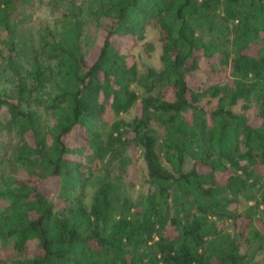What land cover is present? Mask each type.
Instances as JSON below:
<instances>
[{
	"label": "trees",
	"instance_id": "trees-1",
	"mask_svg": "<svg viewBox=\"0 0 264 264\" xmlns=\"http://www.w3.org/2000/svg\"><path fill=\"white\" fill-rule=\"evenodd\" d=\"M253 263L264 0H0V264Z\"/></svg>",
	"mask_w": 264,
	"mask_h": 264
},
{
	"label": "rangeland",
	"instance_id": "rangeland-1",
	"mask_svg": "<svg viewBox=\"0 0 264 264\" xmlns=\"http://www.w3.org/2000/svg\"><path fill=\"white\" fill-rule=\"evenodd\" d=\"M39 13H40V10L36 11V12L33 14V18H32L31 21L29 22L30 25H29L28 27H30V29H31V33H33V34H35V26H34V24H36V23H35V21H37V18H36V17L39 15ZM149 35H150L151 38H153L154 31H149ZM30 40H31V38H30ZM135 51L138 53L139 48L137 47ZM158 56H159V47L156 46L155 50H154L153 52H151L149 55L146 54V53L144 52V53H142L141 56L139 55L138 57H139V62L143 63V65H144V64H145V65H146V64H151V65H155V66H156V65L158 64ZM140 67H141V69H142L141 64H140ZM134 112H135V110L132 109L130 112L124 114L123 117H125V118H129V117H131V115H132ZM89 191H90V188L88 189V192H89ZM254 262H255V261H254ZM253 264H255V263H253Z\"/></svg>",
	"mask_w": 264,
	"mask_h": 264
}]
</instances>
